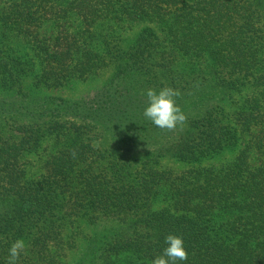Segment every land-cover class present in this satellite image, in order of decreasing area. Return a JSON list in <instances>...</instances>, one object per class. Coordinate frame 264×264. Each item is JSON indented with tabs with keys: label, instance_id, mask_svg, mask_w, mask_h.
Here are the masks:
<instances>
[{
	"label": "trees",
	"instance_id": "obj_1",
	"mask_svg": "<svg viewBox=\"0 0 264 264\" xmlns=\"http://www.w3.org/2000/svg\"><path fill=\"white\" fill-rule=\"evenodd\" d=\"M169 234L177 264H264V0H0V264H150Z\"/></svg>",
	"mask_w": 264,
	"mask_h": 264
},
{
	"label": "clouds",
	"instance_id": "obj_2",
	"mask_svg": "<svg viewBox=\"0 0 264 264\" xmlns=\"http://www.w3.org/2000/svg\"><path fill=\"white\" fill-rule=\"evenodd\" d=\"M144 94L147 106L143 115L153 125L167 131H172L177 126L183 127L187 117L176 104L175 98L180 95L178 90L171 87H163L159 91L149 88ZM165 245L162 254L153 258L150 264H177L178 261L188 259L181 237L169 234L165 237ZM26 247L23 239H16L8 249L7 264H17L21 254H27Z\"/></svg>",
	"mask_w": 264,
	"mask_h": 264
},
{
	"label": "rangeland",
	"instance_id": "obj_3",
	"mask_svg": "<svg viewBox=\"0 0 264 264\" xmlns=\"http://www.w3.org/2000/svg\"><path fill=\"white\" fill-rule=\"evenodd\" d=\"M48 27V26H47ZM97 87V83L94 82H76L73 83L71 87H69L67 90H51L48 93L51 95H59L65 98H80L85 95H88L94 91V89Z\"/></svg>",
	"mask_w": 264,
	"mask_h": 264
}]
</instances>
